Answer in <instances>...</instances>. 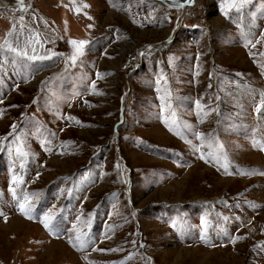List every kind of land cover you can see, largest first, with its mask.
I'll list each match as a JSON object with an SVG mask.
<instances>
[{
	"label": "rangeland",
	"instance_id": "1",
	"mask_svg": "<svg viewBox=\"0 0 264 264\" xmlns=\"http://www.w3.org/2000/svg\"><path fill=\"white\" fill-rule=\"evenodd\" d=\"M23 8L0 0V264H264V0Z\"/></svg>",
	"mask_w": 264,
	"mask_h": 264
},
{
	"label": "snow or ice",
	"instance_id": "2",
	"mask_svg": "<svg viewBox=\"0 0 264 264\" xmlns=\"http://www.w3.org/2000/svg\"><path fill=\"white\" fill-rule=\"evenodd\" d=\"M227 2L236 9L237 12H240L243 10L244 6L248 3V0H227ZM17 3L19 5H21V10L22 11H27L26 8H23V3L24 0H17ZM184 3L187 4H191L192 0H184ZM184 3H181L180 6L183 7ZM84 7H87V5H84ZM22 19V18H21ZM91 27V25L89 26ZM7 43V41L5 42ZM69 44L73 47V53L70 56V59L72 62H76L78 60L79 57H82L84 55V51H85V46L87 44V41L84 40H80V41H76V40H70ZM9 47V51L15 53L17 56H26L28 60H43V59H49L51 58L50 56H37V55H32V56H28L26 52H20L18 51L16 48H12L10 45ZM149 48H151V46H148ZM4 46L0 45V51H3ZM141 55H143V53H140ZM52 56L57 55V53H52ZM98 77L100 76V74H97ZM94 87V85H93ZM35 103V101H33ZM0 103H2V101H0ZM77 123H79V121H77ZM12 128L15 129L16 125H12ZM197 138H200L199 134H197ZM262 150H264V148H262ZM17 151L19 152L20 155L25 156L27 155V153L25 152H20L19 149H17ZM202 159H205V157L202 155L201 156ZM207 162V160H206ZM227 171V169H226ZM242 174H247V173H242ZM37 176H39V173H37ZM13 182L16 183L17 185H19L20 183H22V180H19L18 178H16L15 176L13 177ZM9 191L13 192V197L14 199H17L15 196V191L14 189L10 188ZM74 189L73 188H68L67 192L68 195L71 196L73 194ZM64 189H60V193L63 194ZM33 196L37 195L36 193L32 194ZM115 195V194H113ZM226 204V202H224ZM17 204H18V208L20 210V212L27 218V219H33L34 218V208L29 200V196L26 193L24 195L23 200H17ZM240 205L237 204L236 207H239ZM253 207H255L253 205ZM0 215H3L2 212H0ZM56 219V215L52 214L51 211L49 213H45L44 216L41 218V223L43 224V226L45 227L46 230H48L50 233L52 234H56L58 235V229L54 226V220ZM79 220V217L77 218ZM223 219L225 221H227L229 218L227 216H224ZM237 219H239L237 217ZM6 220V217H5ZM91 219L88 220V226L90 228L91 226ZM203 223V221H202ZM173 227H176L177 225L175 223H173L172 225ZM76 240L79 243V247L81 249L85 248L88 243H89V233L88 232H80L77 231L76 232ZM243 237H235L234 239H242ZM200 239L206 243L210 242L208 241V237H207V231L206 229L201 231L200 234ZM71 242V240H70ZM143 247V245H142ZM264 247V246H262Z\"/></svg>",
	"mask_w": 264,
	"mask_h": 264
},
{
	"label": "water",
	"instance_id": "3",
	"mask_svg": "<svg viewBox=\"0 0 264 264\" xmlns=\"http://www.w3.org/2000/svg\"><path fill=\"white\" fill-rule=\"evenodd\" d=\"M158 1L159 3L165 5V6H171V7H176L175 5H170V2L172 3H176L178 5H180L181 3H184V0H156ZM195 0H192V3L191 4H187V3H184V6H192L194 4Z\"/></svg>",
	"mask_w": 264,
	"mask_h": 264
},
{
	"label": "bare ground",
	"instance_id": "4",
	"mask_svg": "<svg viewBox=\"0 0 264 264\" xmlns=\"http://www.w3.org/2000/svg\"><path fill=\"white\" fill-rule=\"evenodd\" d=\"M170 5H175L176 7H178V9H182V8H185V7H189V6H183V7H181L180 5H178V4H176V3H172V2H170ZM182 13H183V10H181V16H182Z\"/></svg>",
	"mask_w": 264,
	"mask_h": 264
}]
</instances>
